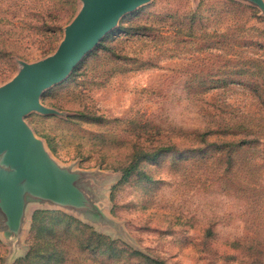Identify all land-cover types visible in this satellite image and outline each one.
<instances>
[{
	"label": "rangeland",
	"instance_id": "rangeland-1",
	"mask_svg": "<svg viewBox=\"0 0 264 264\" xmlns=\"http://www.w3.org/2000/svg\"><path fill=\"white\" fill-rule=\"evenodd\" d=\"M82 7L0 0V87L52 56ZM263 99L258 2L150 0L126 13L44 90L54 112L25 116L75 201L0 157L20 209L0 207V264H264Z\"/></svg>",
	"mask_w": 264,
	"mask_h": 264
},
{
	"label": "water",
	"instance_id": "water-1",
	"mask_svg": "<svg viewBox=\"0 0 264 264\" xmlns=\"http://www.w3.org/2000/svg\"><path fill=\"white\" fill-rule=\"evenodd\" d=\"M150 0H83V7L66 27L65 37L50 57L25 64L20 73L0 87V157L2 162L24 168L31 183L48 197L60 202H74L76 187L66 173L54 167L45 155L42 142L25 122L32 111L53 113L44 107L40 98L44 90L65 80L84 56L116 27L120 18ZM264 8L263 0H253ZM12 174L0 169V190L5 188L8 198L0 202L2 210L11 217H19V202L13 198Z\"/></svg>",
	"mask_w": 264,
	"mask_h": 264
},
{
	"label": "trees",
	"instance_id": "trees-1",
	"mask_svg": "<svg viewBox=\"0 0 264 264\" xmlns=\"http://www.w3.org/2000/svg\"><path fill=\"white\" fill-rule=\"evenodd\" d=\"M262 103H263V105H264V99L262 100ZM257 139H258V138H254V139H252V140L258 141ZM249 141H251V139H250ZM157 264H161V263L158 262Z\"/></svg>",
	"mask_w": 264,
	"mask_h": 264
}]
</instances>
